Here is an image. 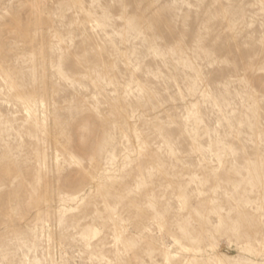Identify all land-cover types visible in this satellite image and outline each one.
Instances as JSON below:
<instances>
[{"label": "rangeland", "instance_id": "374dc122", "mask_svg": "<svg viewBox=\"0 0 264 264\" xmlns=\"http://www.w3.org/2000/svg\"><path fill=\"white\" fill-rule=\"evenodd\" d=\"M184 219L207 231L195 249ZM164 246L264 264V0H0V264H155Z\"/></svg>", "mask_w": 264, "mask_h": 264}, {"label": "bare ground", "instance_id": "6f19581e", "mask_svg": "<svg viewBox=\"0 0 264 264\" xmlns=\"http://www.w3.org/2000/svg\"><path fill=\"white\" fill-rule=\"evenodd\" d=\"M27 109L30 112L31 107L30 105H27ZM190 138L194 144V147L196 149H199V142H198V134L197 132H192L190 134ZM72 160L75 161V159L72 157ZM39 161V165L40 166H44L46 164V154H44L43 158L39 157L38 158ZM57 164L59 166V168H61V163H60V159L59 156H57ZM204 177L200 176L199 173L197 172H193L189 174V177L187 178L189 182L192 181H199L200 183H202ZM198 193H201V191H199ZM155 195L149 194L148 195V199H147V203H148V207L151 208L153 210V220L157 223V225L159 226V229H163L166 225V219L164 218L161 209L157 206L156 201H155ZM179 197L183 202V206L187 207V193L185 191V188L181 185L179 186ZM106 212L108 213V217L109 219L112 221L113 223V233H114V240H115V244L117 246V250H119L118 245L123 244V240H122V235L123 233L126 232V230H130L129 227H124L121 224V221L123 220L122 217H119L117 212V205L116 204H112L109 201L105 200L103 203ZM260 210L262 209V205H260ZM195 212L197 213V215L199 217H201L203 219V222L205 224H212L211 219L209 218V216L207 214H203L198 210H195ZM98 213L100 215H102V213L100 211H98ZM123 223V222H122ZM178 229H179V233L182 235V238L185 239L186 243L188 245L182 246V248L184 250H190V249H195L197 248L200 244L201 239H207L208 238V234L207 231L204 229L203 225L200 226L201 228V232L199 235L194 236L190 233L187 223L184 220L182 221H178ZM216 228L217 231L220 230L221 227V223L217 224L214 226ZM100 234V229L99 227L96 225L95 222L92 223H85L82 228H81V232H80V236L86 240V243L88 246H91L92 240L95 239L96 237H98ZM171 238L172 241L179 243L180 242V238L178 236H174L171 234ZM173 242V243H174ZM126 245H124L125 247ZM126 250V249H125ZM64 253H67V250H63ZM153 251H150V254H152ZM178 253H175L173 251H171L168 247L164 246V251H163V259L164 261L162 262H155V264H187L190 260V256H188L187 258H185L182 263H176L175 259L177 258ZM36 262H39V259L35 258ZM27 264H31V262L29 261V259L26 260Z\"/></svg>", "mask_w": 264, "mask_h": 264}]
</instances>
